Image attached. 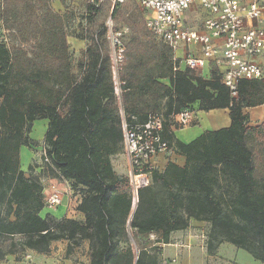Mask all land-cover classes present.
Listing matches in <instances>:
<instances>
[{"label": "trees", "instance_id": "obj_1", "mask_svg": "<svg viewBox=\"0 0 264 264\" xmlns=\"http://www.w3.org/2000/svg\"><path fill=\"white\" fill-rule=\"evenodd\" d=\"M38 2L48 6L51 0ZM79 5L82 30L100 20L81 59L79 78L72 70L61 18L50 8L44 19L54 17L56 22L45 33L42 47L47 66L21 48H10L4 39L0 42V260L14 255L17 247L47 255L59 241L68 242L66 252L71 255L88 241L90 264H161V246L197 222L210 224L209 256L229 243L264 264V180L256 176L264 122L250 126L247 113L264 106V79L240 82L238 97L232 98L216 67L207 77L188 69L174 71L171 50L147 31L137 8H114L118 27L130 29L120 73L126 118L144 123L150 113H163L162 138L185 158L184 166L169 161L164 170L153 172L152 183L139 190L133 211L129 178L118 175L112 164V157L123 152L104 28L112 6L104 3L85 26L84 12L93 6L88 0ZM18 17L17 4L0 0V38ZM185 110H228L231 123L186 144L175 138L169 122L171 115ZM43 119L48 121L45 152L54 167L47 166V172L84 192L77 206L83 220L43 218L44 186L22 171L21 148L34 147L28 134L34 122ZM223 179L233 184V197L217 196ZM151 236L155 239L147 245ZM7 241L12 242L4 250Z\"/></svg>", "mask_w": 264, "mask_h": 264}, {"label": "built area", "instance_id": "obj_2", "mask_svg": "<svg viewBox=\"0 0 264 264\" xmlns=\"http://www.w3.org/2000/svg\"><path fill=\"white\" fill-rule=\"evenodd\" d=\"M106 2L112 8L104 28L121 120L122 154L135 207L139 190L152 183V174L158 170L157 158L167 154L170 147L162 138L166 120L163 113H150L144 123L136 122L135 118L130 123L126 118L120 73L127 52L125 37L130 29L118 27L112 18L114 8L135 3L143 13L147 31L171 50L174 71L199 72L211 62L221 71L222 82L231 97L237 98L240 82L264 79V4L263 0H88L93 8L84 12L85 26L87 18L96 15ZM194 9L205 13L199 29L192 28L187 20V14ZM2 39L7 43L5 31L0 42ZM179 50L183 52L182 58H178ZM194 114L185 110L171 115L169 122L184 127L193 122ZM45 150L44 145L43 164L54 169ZM54 179V185L44 187L46 207L50 209L60 206L65 195L73 194L68 180Z\"/></svg>", "mask_w": 264, "mask_h": 264}, {"label": "rangeland", "instance_id": "obj_3", "mask_svg": "<svg viewBox=\"0 0 264 264\" xmlns=\"http://www.w3.org/2000/svg\"><path fill=\"white\" fill-rule=\"evenodd\" d=\"M7 1L8 3L11 1L17 4L19 13V17L15 20L12 19L9 23V28L5 29L6 39L9 44L8 46L10 48L17 47L23 49L32 60L39 62L43 66H47L48 60L45 59L42 47L44 48L46 44L45 41L47 40L45 33L48 32L47 30H49L56 22L54 17L46 16V19H44L47 9L50 8L53 11L54 16L61 18L62 27L68 36L67 40L69 44L72 70L74 76L79 78L82 70L80 68L81 59L83 58L85 50L92 43L91 36L93 28H96L100 20H97L93 26H90V23L87 28L85 27L86 31L82 30L80 24L82 16V7L79 5L80 0H51V3L48 6L42 5L38 0ZM59 3L61 6H59ZM109 16L110 14L108 17ZM119 27H121V25H119ZM152 42L155 43L153 39ZM155 44L158 45L157 43ZM177 55L178 58H182V50H179ZM155 66L156 64L151 67L152 70H156ZM209 73L210 63H207L203 74L208 76ZM162 82L167 83L168 81ZM164 104H166L165 100L162 101L161 106H164ZM197 112L205 114L209 113L204 111ZM259 113H261V110L250 111V114H252L254 119L258 117ZM254 119L251 120L254 121ZM252 121L250 122L251 125H259L258 121ZM214 127L218 130L221 129L222 126ZM47 130V120L43 119L35 121L31 132L28 134L30 140H32L35 145L34 147L23 146L20 152L22 171L25 172L26 176L32 175L38 177L45 188L51 187L54 185L53 181H56V179L48 174L47 165L43 164L42 159V150L45 145L44 139ZM261 135H264V130ZM196 137L198 136H195L193 140L196 139ZM260 142L257 143L258 154L256 157V176L258 180L262 182L264 180V143ZM123 162L121 155L112 157V164L117 168V174L127 176V172L122 165ZM31 166H33L32 172L29 171ZM220 183L222 189L217 191V196L219 197L223 194V196L227 198L233 197L235 194L233 184L225 179ZM49 193L50 192L47 194ZM83 196L84 192L82 190H73L72 195L69 194L63 197L60 206L51 209L48 207L44 208L41 212V216L43 218L51 216L56 220H83L82 214L77 211V206ZM209 232L210 224L192 222L190 228L183 232V238L171 240L173 245L177 244L179 247L182 245L183 248H167L164 253L166 258H163V246H161V264H262L255 260L246 251L238 249L229 243L222 244L214 256H209L206 250ZM19 239L20 238L17 237L15 242H18ZM153 239H155V237H149L147 245H150ZM11 242L12 241H7L4 243L2 245L3 249L7 250ZM67 245L68 242L66 241L55 242L52 245L51 252L47 255H39L30 250H22L20 247H17L16 253L14 255H7L5 259L0 260V264H90L88 241H84L71 255H68L66 252ZM133 248L136 255L137 252L135 246Z\"/></svg>", "mask_w": 264, "mask_h": 264}, {"label": "crops", "instance_id": "obj_4", "mask_svg": "<svg viewBox=\"0 0 264 264\" xmlns=\"http://www.w3.org/2000/svg\"><path fill=\"white\" fill-rule=\"evenodd\" d=\"M263 4H264V0H263ZM54 5V4H53ZM137 8V5L134 3L132 4ZM59 6H61V4L59 3ZM55 7V5H54ZM137 10L140 12V14L143 17V13L139 10V8H137ZM205 17V13L201 10H196L194 9V11H191L187 14V20L189 21V24L192 26V28L194 29H199L201 28V21L202 19ZM144 20V17H143ZM262 27L264 28V21L262 24ZM214 65L210 62V68H212ZM199 75H202L204 77L205 76L204 70H201L199 72H197ZM251 110H261V113H259L258 117L256 119H254L252 117V114H250ZM247 113L249 114V121L251 122V119H254V121H258L259 125L262 124L264 122V106L262 107H258V108H254V109H249L247 110ZM252 121V122H254ZM230 117H229V111L228 110H216V111H210L209 113H195L194 114V120L192 123H190L189 125H186L184 127H178V126H174L172 125L171 127V132L173 133V135L175 136V138L177 140H179L180 142L183 143H190L193 141V138H195V136H201L203 133L207 132V131H217L215 129L214 126H222L223 128H227L230 126ZM250 126H257V125H251ZM221 127V129H222ZM220 130V129H218ZM196 137V138H198ZM192 140V141H190ZM195 140V139H194ZM121 158L123 159V168L124 170H126V163L123 157V154H120ZM172 161L180 166H184L185 165V158L183 156H180L177 152L176 149L174 147H172L170 149V151L167 154L161 155L157 158L156 160V164H157V169L162 171L164 170L166 164ZM114 170L117 173V168L114 167ZM77 199V198H76ZM183 232H176L172 235L171 240H175L177 238H183ZM174 247L175 249L179 248H183L182 245H177V244H169V245H163V258H166L164 256L165 250L167 248H172ZM33 252V251H32ZM207 257V256H206ZM169 259V258H167Z\"/></svg>", "mask_w": 264, "mask_h": 264}, {"label": "water", "instance_id": "obj_5", "mask_svg": "<svg viewBox=\"0 0 264 264\" xmlns=\"http://www.w3.org/2000/svg\"><path fill=\"white\" fill-rule=\"evenodd\" d=\"M135 208H136V206L133 207V211L135 210ZM133 211H132V213H133ZM129 238L131 239L130 241L133 242V241H132V238H131V237H129ZM133 246H135V245H133ZM136 259H137V254L135 255V261H136Z\"/></svg>", "mask_w": 264, "mask_h": 264}]
</instances>
